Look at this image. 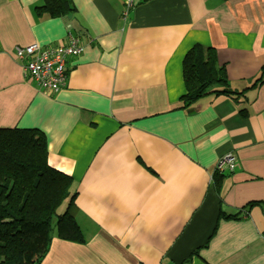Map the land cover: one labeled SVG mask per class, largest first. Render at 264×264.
I'll return each mask as SVG.
<instances>
[{"label": "crops", "instance_id": "obj_1", "mask_svg": "<svg viewBox=\"0 0 264 264\" xmlns=\"http://www.w3.org/2000/svg\"><path fill=\"white\" fill-rule=\"evenodd\" d=\"M41 2L0 0V128L45 133L84 241L52 231L39 264H264V0H137L127 18L124 0H73L72 17ZM71 35L84 51L48 93L15 48ZM196 44L215 49L239 101L184 106Z\"/></svg>", "mask_w": 264, "mask_h": 264}, {"label": "trees", "instance_id": "obj_2", "mask_svg": "<svg viewBox=\"0 0 264 264\" xmlns=\"http://www.w3.org/2000/svg\"><path fill=\"white\" fill-rule=\"evenodd\" d=\"M36 10L59 17L76 9L73 0H42ZM183 75L184 106L210 93L226 94L235 101L245 94V90L231 89L226 66L219 64L213 47L194 45L184 57ZM258 82H264V77ZM48 155L47 138L41 129L0 128V264H39L48 250L55 217L58 237L84 241L75 217L74 179L51 166ZM219 175L215 173L216 184ZM64 203L65 212L58 214ZM255 204L258 202L248 206Z\"/></svg>", "mask_w": 264, "mask_h": 264}, {"label": "built area", "instance_id": "obj_3", "mask_svg": "<svg viewBox=\"0 0 264 264\" xmlns=\"http://www.w3.org/2000/svg\"><path fill=\"white\" fill-rule=\"evenodd\" d=\"M137 0H124V16L127 18ZM84 51L79 38L71 35L69 42L58 46H42L32 43L15 48L16 56L24 61L25 75L31 76L41 89L56 93L62 89L67 79V61L71 56H79ZM237 158L234 153H227L218 163L217 171H234Z\"/></svg>", "mask_w": 264, "mask_h": 264}, {"label": "rangeland", "instance_id": "obj_4", "mask_svg": "<svg viewBox=\"0 0 264 264\" xmlns=\"http://www.w3.org/2000/svg\"><path fill=\"white\" fill-rule=\"evenodd\" d=\"M66 205L67 203H64L59 209H58V214H62L63 212H65V209H66ZM56 221H57V218L55 217L53 222H52V231L53 233L57 232V226H56Z\"/></svg>", "mask_w": 264, "mask_h": 264}, {"label": "water", "instance_id": "obj_5", "mask_svg": "<svg viewBox=\"0 0 264 264\" xmlns=\"http://www.w3.org/2000/svg\"><path fill=\"white\" fill-rule=\"evenodd\" d=\"M69 17H72V15H69Z\"/></svg>", "mask_w": 264, "mask_h": 264}]
</instances>
